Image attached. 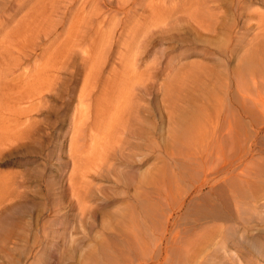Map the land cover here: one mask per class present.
<instances>
[{"label": "rangeland", "instance_id": "rangeland-1", "mask_svg": "<svg viewBox=\"0 0 264 264\" xmlns=\"http://www.w3.org/2000/svg\"><path fill=\"white\" fill-rule=\"evenodd\" d=\"M3 1L0 264H94L136 194L156 199L159 171L170 169L162 150L184 111L219 89L236 113L249 105L243 93L264 101V88L244 85L264 57V0H45L39 11L37 0ZM128 89L141 136L120 122L110 130ZM246 111L236 116L264 142V113ZM260 210L245 232L264 245ZM250 252L242 264H264V246Z\"/></svg>", "mask_w": 264, "mask_h": 264}, {"label": "bare ground", "instance_id": "bare-ground-1", "mask_svg": "<svg viewBox=\"0 0 264 264\" xmlns=\"http://www.w3.org/2000/svg\"><path fill=\"white\" fill-rule=\"evenodd\" d=\"M44 1L37 0L33 9L39 11L46 3ZM3 3L6 9L13 4L11 0ZM23 55L28 54L25 51ZM252 69L255 73L249 84L244 82L246 89L264 88V57L253 64ZM132 76H128L130 80ZM18 85L15 93L26 98L28 91L27 94L23 90L20 92ZM239 88L245 91L242 84ZM10 93L13 95L14 91ZM129 93L134 94L126 91V97L124 94L123 98L120 96L121 105L117 104L112 115L109 113L110 130L113 133L118 127L117 122H120L124 132L127 130V133L141 136L139 109L135 108L133 113L134 105L124 107L130 106L134 99ZM16 94L15 98H23ZM261 94L258 93V99H254L243 93L241 97L247 99L249 105L242 104L241 114L248 113L247 109L263 114ZM6 95L3 93L2 96ZM134 96L138 98L137 94ZM203 96L196 106L184 111L182 114L185 115L181 114L174 123L170 149L162 150L170 171H159L156 199L146 202L136 194L134 202L125 208L121 230L112 231L109 242L97 244L94 264H242L243 261L252 262L250 250L263 248V243L245 232L248 218L260 215V206H264V142L258 140V125L249 132L248 126L252 123L242 120L241 123L240 112L236 113L230 106L233 103H224L220 89ZM4 101L10 103L6 99ZM11 101L14 105L15 101ZM36 107L37 104L25 109L20 107V112L17 107H12L16 109L11 111L14 116L8 111L12 120H7L13 122L21 116L31 117L30 112L38 110ZM114 123L116 125L112 127Z\"/></svg>", "mask_w": 264, "mask_h": 264}]
</instances>
